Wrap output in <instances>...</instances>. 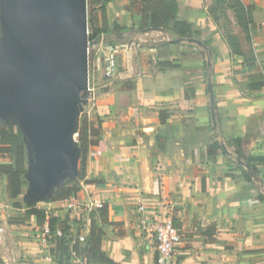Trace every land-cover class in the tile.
I'll return each instance as SVG.
<instances>
[{"label": "crops", "instance_id": "obj_1", "mask_svg": "<svg viewBox=\"0 0 264 264\" xmlns=\"http://www.w3.org/2000/svg\"><path fill=\"white\" fill-rule=\"evenodd\" d=\"M177 1L178 20L193 23L215 52L210 80L227 153L209 154L218 134L202 49L171 43L163 32H134L141 15L126 10L128 0L110 2L105 12L95 4L97 29L124 28L126 39L116 44L124 61L96 102L101 139L84 167L86 180L98 183L82 182L77 196L109 206L120 225L106 228L102 250L119 264H157L153 219L163 216L183 235L173 264H264V165L248 182L235 155L242 141L239 151L264 156V89L250 90L251 77L264 72V0H222L219 20L210 12L215 0ZM235 1L251 10L249 30ZM47 204L74 228L83 222L65 201ZM142 205L150 211L146 224Z\"/></svg>", "mask_w": 264, "mask_h": 264}, {"label": "water", "instance_id": "obj_2", "mask_svg": "<svg viewBox=\"0 0 264 264\" xmlns=\"http://www.w3.org/2000/svg\"><path fill=\"white\" fill-rule=\"evenodd\" d=\"M92 46L88 0H0V122L26 145V204L47 202L78 180ZM208 92L217 129L211 80Z\"/></svg>", "mask_w": 264, "mask_h": 264}, {"label": "trees", "instance_id": "obj_3", "mask_svg": "<svg viewBox=\"0 0 264 264\" xmlns=\"http://www.w3.org/2000/svg\"><path fill=\"white\" fill-rule=\"evenodd\" d=\"M115 0H89V5H100L102 12H105L107 5ZM129 5L126 10L132 14H140L141 21L139 28L134 31L136 33H151L163 32L169 36L171 43L190 44L202 49V54L207 58L205 61V76L207 81L212 77L211 68L216 61L215 52L211 48L209 41L201 40L198 32L194 28V24L189 21L178 20V1L177 0H128ZM222 0H215L210 8L211 15L219 20V13L222 9ZM234 10L240 17L245 30H249L251 25L250 8L244 6L239 1H235ZM90 42L93 45L99 44L102 36L104 42L110 45H116L117 42L125 40L123 34L124 28L115 24L112 29L107 28L97 29L93 14L90 19ZM194 40H198L202 45L197 44ZM232 49L236 50V45L233 39H230ZM250 61V60H249ZM253 63L250 64V69L253 68ZM261 77V80H257ZM264 72L261 76H252L250 83L251 91H260L264 89ZM122 88H131L128 85ZM189 97V96H188ZM102 118L95 115L92 120L84 118L80 124V146L83 148L81 158V169L79 170L78 180H67L62 186L56 189L54 195L49 198L48 203L64 202L72 196H76L81 191V183L95 184L96 181L86 180L85 175V158L91 147L97 146L101 139ZM217 130L218 137L210 146V156H215L218 151L226 152V146L222 142L221 133ZM242 147V141L238 142V150L235 152L236 158L242 162L239 163V168L242 171L246 181L254 182L259 174V166L264 165V156H247L244 152L239 151ZM10 157V162L0 164V171L3 179L6 180V194L9 200H17L23 193L26 184L25 175L28 169V152L23 141L22 135L13 130V126H6L0 122V157ZM261 199L263 197L261 196ZM24 206L27 209L29 216H34L38 220L48 221L51 233L54 234L60 229L64 237L60 238L56 244L55 251L58 256L57 264H71L73 259L72 253L75 252L76 257L84 264H119L102 250V242L107 236V227H117L120 224L111 222L109 206L104 204L102 208L92 212L89 215V235L86 242L75 241L73 244V234L71 233V224L69 220H63L56 216H51L47 211L39 209L37 204L18 203L16 207ZM0 264H5L0 257Z\"/></svg>", "mask_w": 264, "mask_h": 264}, {"label": "rangeland", "instance_id": "obj_4", "mask_svg": "<svg viewBox=\"0 0 264 264\" xmlns=\"http://www.w3.org/2000/svg\"><path fill=\"white\" fill-rule=\"evenodd\" d=\"M93 14L92 8L89 5L88 0V21H90ZM90 22H89V36H90ZM97 47V46H96ZM90 48L89 51V80L96 87V93L98 98L88 102L85 107V111L81 116V121L84 118L92 120L96 115V102L99 99L101 93H103L109 85H113V81L116 79L106 78L104 74H99V68L101 61L98 58V48ZM118 65L122 64L123 56L120 54L117 57ZM131 61L137 62V57H133ZM122 69L119 65V72ZM140 71V70H139ZM149 114V112L143 113ZM80 121V123H81ZM13 130L17 132V129L13 127ZM10 162V157H0V164ZM81 169V160L79 170ZM28 189V183L23 189L22 195L15 201L9 200L5 193V179L0 182V229H4V233H0V257L4 260L5 264H55L56 259L47 262L43 258L44 252L54 253L52 247L53 238H50L52 244L47 248L43 247L40 235L44 233L45 223L47 222L38 220L34 216H29L27 209L24 206L16 207V204H24L23 197ZM37 207L42 210H47L48 214L52 216V209H49L47 202L38 203Z\"/></svg>", "mask_w": 264, "mask_h": 264}, {"label": "built area", "instance_id": "obj_5", "mask_svg": "<svg viewBox=\"0 0 264 264\" xmlns=\"http://www.w3.org/2000/svg\"><path fill=\"white\" fill-rule=\"evenodd\" d=\"M97 46V47H96ZM93 48H98V58L101 61V66L99 68V74H104L106 78L115 79L119 76V65L117 61V57L119 55V46L118 45H110L104 42V36H102L99 44L93 45ZM90 51V50H89ZM89 91L90 97L89 101L95 100L98 98L96 93V87L89 80ZM2 173L0 171V182L2 181ZM104 203L102 201L96 200H82L77 195L72 196L65 201V208L75 214L79 220L83 221L79 227L74 228V225H71V233L73 234V244L75 241H79L81 243L86 242L89 235V215L102 208ZM141 212L143 214L144 223L149 220L147 218V213L150 212L149 209L142 205L140 207ZM156 217V215H152ZM154 224V233L156 239V250H157V264H173V259L176 254L178 246L182 243V232L174 225V221L170 216H163L153 219ZM146 224V223H145ZM0 233H4V229H0ZM63 232L58 229L54 234L51 233V229L49 226V222L45 223L44 233L40 235L41 242L43 247L47 248L52 244L50 238H53L52 247L56 246L57 242L60 238H63ZM56 248V247H55ZM43 258L47 262H51L52 259H56L58 263L57 253H49L44 252ZM72 261L71 264H84L80 259L76 257L75 252L72 253ZM55 263V264H57Z\"/></svg>", "mask_w": 264, "mask_h": 264}]
</instances>
